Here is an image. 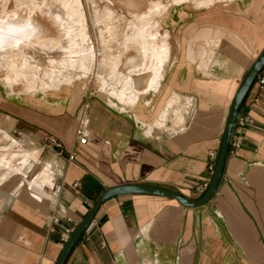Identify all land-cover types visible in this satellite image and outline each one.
Wrapping results in <instances>:
<instances>
[{
  "label": "crops",
  "instance_id": "0c3cea01",
  "mask_svg": "<svg viewBox=\"0 0 264 264\" xmlns=\"http://www.w3.org/2000/svg\"><path fill=\"white\" fill-rule=\"evenodd\" d=\"M125 1L134 11L142 8ZM167 2L160 6V19L150 6L142 13L134 40L144 55L138 49L137 58L121 60L127 78L113 85L117 91L125 87L122 95L100 86L78 91L82 77L39 89L40 95L9 93L0 83V264H54L64 244L60 233L76 226L111 186L142 183L200 196L196 186L211 177L209 151L218 154L233 95L264 48V0ZM23 12L24 6L18 16ZM33 20V36L43 38L14 49L5 38L23 30L9 32L1 23L0 53L21 45L38 55L54 50L49 41L57 36L54 21ZM149 31L155 39L146 36ZM82 48L92 52L88 63L97 69L101 53ZM110 51L105 49V63ZM3 55L0 69L15 63ZM135 63L144 70L154 63V71L129 74ZM239 114L252 123L240 146H229L211 200L184 207L159 195L109 197L64 264H264V90L259 92L256 82ZM78 125L84 143L75 138ZM48 136L61 147L48 144ZM71 152L75 158L68 160ZM51 215L58 222H51Z\"/></svg>",
  "mask_w": 264,
  "mask_h": 264
},
{
  "label": "rangeland",
  "instance_id": "374dc122",
  "mask_svg": "<svg viewBox=\"0 0 264 264\" xmlns=\"http://www.w3.org/2000/svg\"><path fill=\"white\" fill-rule=\"evenodd\" d=\"M132 1L135 2L134 4L142 6L141 10L134 11L127 7L125 0H77L76 3L71 0H0V17L6 18L0 22H8L9 27H12L11 24L15 27H25L26 24H34L33 18L40 20L49 18L54 21L57 32L56 37L52 34L55 38L49 37L52 45L57 46L51 52H42L38 55L27 45H21L16 52H5L3 57L14 60L15 63L3 64L5 68L0 69V83L5 84L2 83L9 93L22 92L40 95L39 89L57 88L56 85L60 82L65 85L82 77L77 81L78 91L82 86L86 91H95L100 86L103 91L112 88V92L117 94L120 92L122 95L125 87L117 91V87L113 85L116 81L127 78V75H124L119 68L122 64L121 60L123 61V57L124 60L132 57L137 58L138 49L144 55L143 47L134 40L135 31L142 24V13H145L147 7L150 6L151 12L159 14L153 18L160 19L163 16H160V6L165 5L167 1L169 6L184 2L187 5L191 4L187 3L191 0H177L176 2L174 0ZM23 6L24 15L18 16L20 8ZM45 22L47 25L48 21ZM155 29L154 31H156ZM131 36L133 39L130 41ZM39 38L42 39L43 36L38 37L37 41ZM22 39L24 40V38ZM23 40L20 44L34 42ZM57 40H63L64 43L59 44ZM82 47L89 48L93 53L96 50L101 53L97 69L93 68L94 63H88L93 56L92 52H82ZM106 48L111 49L105 57L108 60L107 63L103 60ZM130 50L133 53L125 55ZM114 61L117 63H113ZM135 64L137 67L129 69V74L135 73L134 70H137L138 74H148L154 71L152 68L154 63H149V68L147 67L146 70H144V66L140 67L142 63ZM61 84L60 86H62ZM33 91L36 92L32 93ZM12 155L9 154V160H13V157L16 156L15 153ZM12 162L9 164L10 167L13 166ZM16 171L17 169L11 170V172Z\"/></svg>",
  "mask_w": 264,
  "mask_h": 264
},
{
  "label": "water",
  "instance_id": "95a60500",
  "mask_svg": "<svg viewBox=\"0 0 264 264\" xmlns=\"http://www.w3.org/2000/svg\"><path fill=\"white\" fill-rule=\"evenodd\" d=\"M263 67H264V48L260 51V53L251 63L249 68L246 70L233 95L230 108L228 111V115L225 120L221 144L217 154L215 165L211 173L208 186L199 197L192 199L182 195L181 193L175 190H171L168 188L155 186V185L142 184V183H125V184H117L111 186L100 194V196L94 202V204L87 212V214L73 228L68 239L64 242L63 246L61 247V250L54 264H64L66 257L68 256L72 247L80 237L81 233L84 230H86L90 225L93 215L95 214L99 206L109 197L122 195V194L159 195V196H165L168 198L175 199L180 205L184 207H198L211 200L214 194L216 193L217 188L223 176L226 159L229 151L231 136L233 132V127L235 124V120L239 114L240 106L249 88L254 82L256 76L260 73Z\"/></svg>",
  "mask_w": 264,
  "mask_h": 264
},
{
  "label": "built area",
  "instance_id": "2783aa9c",
  "mask_svg": "<svg viewBox=\"0 0 264 264\" xmlns=\"http://www.w3.org/2000/svg\"><path fill=\"white\" fill-rule=\"evenodd\" d=\"M254 82H256V84H257L258 91L262 92L264 90V74L259 73L256 76ZM251 123H252V120L249 116H247L245 114H238V116L235 120L233 132H232V136H231V141H230V145L232 147L237 148L240 146L241 135L243 134L245 127ZM74 135H75L76 140L79 143H84L86 141L85 132H84V129L81 125H78L75 128ZM46 141L48 144H53L57 147H61V143L53 136H48L46 138ZM216 157H217V152H215L213 150L209 151V158H210L211 162L208 164V169H209V171H211V173H212L214 165H215ZM74 158H75L74 153L73 152L69 153L68 160H73ZM208 183H209V180H206V181H204V182H202L196 186V191L198 192V195H201L205 191V189L208 186ZM72 185H73V187H76L78 185V183L73 182ZM67 219L69 220V218H67ZM50 220H51V222H58V218L56 215H51ZM74 227L75 226H68L60 233V240L62 243H64L68 239V237H69V235L72 232Z\"/></svg>",
  "mask_w": 264,
  "mask_h": 264
},
{
  "label": "bare ground",
  "instance_id": "6f19581e",
  "mask_svg": "<svg viewBox=\"0 0 264 264\" xmlns=\"http://www.w3.org/2000/svg\"><path fill=\"white\" fill-rule=\"evenodd\" d=\"M136 6V5H135ZM137 8H138V6H137ZM136 9V8H135ZM138 11V10H137ZM2 22H0V24H1ZM2 25H4L5 27H7V29L9 30V32H11V30H13V29H17V28H21L22 30H23V35H19V37L18 36H12V35H8L6 38H5V41H4V43H7L8 44V49H14V48H16L19 44H20V42L23 40L22 38H24V40L23 41H36L37 40V38L39 37V36H36V37H34L33 36V26H34V24L33 23H31V24H26L25 25V27H15V26H13L12 24H11V26L12 27H9L10 25L8 24V22L7 23H2ZM28 25H30V26H28ZM144 28H147L148 30H149V28L148 27H144ZM8 30H7V32H8ZM147 30V31H148ZM145 31H146V29H145ZM146 31V32H147ZM144 32V31H143ZM142 34V33H141ZM144 34V33H143ZM145 35H146V33H145ZM150 35H152V33L150 34V31H149V33L146 35V36H148V38H149V36ZM2 36H3V33H2ZM142 36V35H141ZM140 36V37H141ZM151 37V36H150ZM152 38V37H151ZM154 38V37H153ZM152 38V39H153ZM155 39V38H154ZM41 40V39H40ZM137 40H138V38H137ZM139 40H140V38H139ZM142 41H144L143 40V38L141 39ZM148 40H150V39H148ZM136 41V40H135ZM141 41V42H142ZM151 42L153 41L154 42V40H150ZM1 42V41H0ZM146 41H144V43H145ZM149 42V41H148ZM147 42V43H148ZM153 42L151 43V45L153 44ZM156 43V42H155ZM141 44V43H140ZM149 44H150V42H149ZM148 44V45H149ZM154 46H155V44H153ZM162 45V44H161ZM142 46V45H141ZM150 46V45H149ZM153 46V50H155V47ZM167 46V45H166ZM4 48V47H3ZM150 47H148V50H150L149 49ZM169 48V47H168ZM146 49V48H145ZM152 49V48H151ZM166 49H167V47H166ZM147 50V51H148ZM151 51L152 50H150V53H151ZM157 52H160V51H157ZM163 52V51H162ZM65 53V52H64ZM152 53L154 54V52L152 51ZM151 53V55H153ZM0 54H5V52L4 53H0ZM164 54V53H163ZM11 55V54H10ZM155 55V54H154ZM3 56H5V55H3ZM1 57V56H0ZM153 58V57H152ZM151 58V59H152ZM3 59V58H2ZM149 59V58H148ZM150 60V59H149ZM160 60V59H159ZM51 81V80H50ZM53 83V82H52ZM56 83V82H55ZM62 82H60L58 85H56V87L57 88H59L60 87V84H61ZM62 85V84H61ZM0 158H1V156H0ZM1 160V159H0Z\"/></svg>",
  "mask_w": 264,
  "mask_h": 264
}]
</instances>
